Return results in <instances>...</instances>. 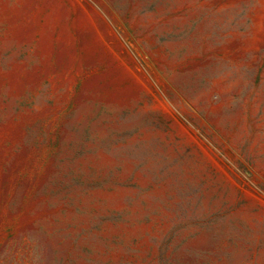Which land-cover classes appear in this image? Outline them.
I'll return each instance as SVG.
<instances>
[{"label":"rangeland","instance_id":"rangeland-1","mask_svg":"<svg viewBox=\"0 0 264 264\" xmlns=\"http://www.w3.org/2000/svg\"><path fill=\"white\" fill-rule=\"evenodd\" d=\"M0 264H264V0H0Z\"/></svg>","mask_w":264,"mask_h":264}]
</instances>
